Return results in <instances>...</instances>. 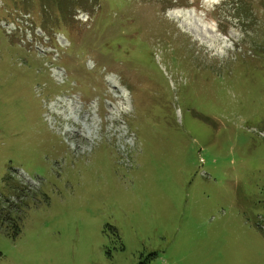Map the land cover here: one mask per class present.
<instances>
[{
  "label": "rangeland",
  "instance_id": "obj_1",
  "mask_svg": "<svg viewBox=\"0 0 264 264\" xmlns=\"http://www.w3.org/2000/svg\"><path fill=\"white\" fill-rule=\"evenodd\" d=\"M178 4L0 0V264H264V0Z\"/></svg>",
  "mask_w": 264,
  "mask_h": 264
},
{
  "label": "bare ground",
  "instance_id": "obj_2",
  "mask_svg": "<svg viewBox=\"0 0 264 264\" xmlns=\"http://www.w3.org/2000/svg\"><path fill=\"white\" fill-rule=\"evenodd\" d=\"M188 14V13H187ZM183 14H179V15H177L176 16V19H179V20H183L184 18H182L183 16H182ZM208 35V34H207ZM216 42V41H215ZM216 47V46H215ZM213 48V47H212ZM214 49V48H213Z\"/></svg>",
  "mask_w": 264,
  "mask_h": 264
},
{
  "label": "trees",
  "instance_id": "obj_3",
  "mask_svg": "<svg viewBox=\"0 0 264 264\" xmlns=\"http://www.w3.org/2000/svg\"><path fill=\"white\" fill-rule=\"evenodd\" d=\"M53 12V11H52ZM50 14H51V12H50Z\"/></svg>",
  "mask_w": 264,
  "mask_h": 264
}]
</instances>
